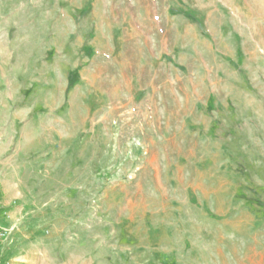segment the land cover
<instances>
[{
  "label": "rangeland",
  "instance_id": "374dc122",
  "mask_svg": "<svg viewBox=\"0 0 264 264\" xmlns=\"http://www.w3.org/2000/svg\"><path fill=\"white\" fill-rule=\"evenodd\" d=\"M0 64V264H264V0H0Z\"/></svg>",
  "mask_w": 264,
  "mask_h": 264
},
{
  "label": "crops",
  "instance_id": "0c3cea01",
  "mask_svg": "<svg viewBox=\"0 0 264 264\" xmlns=\"http://www.w3.org/2000/svg\"><path fill=\"white\" fill-rule=\"evenodd\" d=\"M7 48H8L7 46H3L1 48V51H9ZM0 66H1V64H0ZM3 76H4V74L0 75V93H1L2 89H4V86H2V85L4 83H9L11 81V79H3ZM0 133H1V131H0ZM9 202L10 201L8 199L6 201L0 200V215H1V213L5 214L7 212V210H5V208H6V205L9 204ZM3 219H5V217H2V219H1V216H0V223L5 224V220L3 221ZM210 256L211 255H209L207 252L205 253V264H225V260H224L225 257L224 256H221L222 257L221 259L223 261L221 259H218V257L214 258V256H212V257H210ZM211 260H213V261H211Z\"/></svg>",
  "mask_w": 264,
  "mask_h": 264
},
{
  "label": "trees",
  "instance_id": "16d2710c",
  "mask_svg": "<svg viewBox=\"0 0 264 264\" xmlns=\"http://www.w3.org/2000/svg\"><path fill=\"white\" fill-rule=\"evenodd\" d=\"M185 14H186L188 17H190L191 19H193V20H197L192 14H190V13H186V12H185ZM72 82H73V81H71L69 84L71 85Z\"/></svg>",
  "mask_w": 264,
  "mask_h": 264
}]
</instances>
